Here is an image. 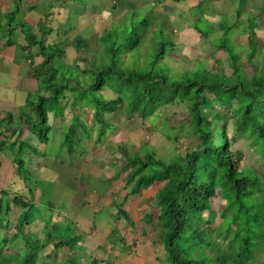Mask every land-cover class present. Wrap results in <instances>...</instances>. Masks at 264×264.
<instances>
[{
  "label": "trees",
  "instance_id": "obj_1",
  "mask_svg": "<svg viewBox=\"0 0 264 264\" xmlns=\"http://www.w3.org/2000/svg\"><path fill=\"white\" fill-rule=\"evenodd\" d=\"M247 3L258 13L251 14L246 7L241 8L236 12L238 21L234 24L226 18L213 24L201 7L191 10L188 15L195 21V30L205 40H215L217 49L227 54L233 71L230 83L213 77L202 60L183 69H173L168 58L176 43L165 38L159 24L136 17H123L103 27L96 35L93 54L85 59L88 67L83 70L76 61L72 65L58 63L48 69V65L65 57L66 49L61 44L43 41L54 27L44 24L46 21L41 19L38 35L26 32L27 44L21 49L31 63L35 57L32 51L36 47L37 54L43 57L36 68L32 66L40 93L28 96L18 122H14L13 115L8 113V122L14 124L12 133L17 134L18 130L20 133L13 141L7 134L0 143V151L7 147L15 150L13 162L20 172L26 167V152L38 151L28 139H22L21 125H26L42 144H48L53 129L48 123L49 112L59 106L64 113L69 100L93 108L94 119L99 125V141L110 127L106 114L124 110L129 117L137 115L146 120L167 104L183 102L196 138L192 149L184 153L178 151L173 159L165 161L153 153L136 154L126 146L119 147L124 161L121 172L125 174L129 189L126 200L157 182H165L156 193L154 211L161 219L160 226L157 225L161 227V235L163 229L164 235L163 238L159 235L158 239L163 244L168 264H208V258H192V251L203 249L206 244L213 250L214 242L220 238L228 241L231 250L219 255L212 252L211 256L216 257L214 264L248 263L259 248L264 250V196L261 195L264 193V173L247 166L243 158H237L234 146L243 137L262 140L264 144V65L255 59L264 45V0H246ZM194 10H197L196 14L191 15ZM20 24L25 30L26 24ZM200 24L205 27L201 28ZM18 25L13 26L10 22V31L14 32ZM217 31L221 36L215 38ZM238 35L247 36L245 62L242 60L243 50L237 47ZM147 41L151 42L148 44ZM74 46L79 52H90L92 48L89 39L84 37H78ZM217 60L215 57V64ZM106 90L114 96L106 97L102 93ZM215 102L233 107L231 135L228 133V119H220L217 124V120L211 117ZM77 124L70 127L66 145H62L67 147L69 155L78 149L74 137ZM17 139H20L18 146ZM259 152L264 156V146ZM22 179L27 181L26 177ZM219 190L226 208L222 214L223 222L214 232L204 214L211 210L212 200ZM29 194L32 196L30 191ZM33 203L27 196L15 194L10 197L5 191L4 196H0V216L3 211L13 210L19 212V221L24 218L27 222ZM12 204L17 210L12 209ZM9 219L6 226L11 225ZM3 224L4 221L0 220V230L5 232ZM16 224L17 232L12 236L0 233L4 236L3 248L14 243L20 226L24 227L23 222ZM67 243L61 238L54 248L63 249ZM5 252L9 256L0 255V264H37L34 253L28 254L24 260L18 255H10L7 248ZM93 262L99 264L96 259Z\"/></svg>",
  "mask_w": 264,
  "mask_h": 264
},
{
  "label": "rangeland",
  "instance_id": "obj_2",
  "mask_svg": "<svg viewBox=\"0 0 264 264\" xmlns=\"http://www.w3.org/2000/svg\"><path fill=\"white\" fill-rule=\"evenodd\" d=\"M16 2L17 7L18 5L20 7L21 4L24 3V1L22 2L20 0H16ZM63 2V0H44L39 3L38 6L42 5L50 11L52 10V6L63 4ZM247 4L246 0H214L210 9H208L207 12L205 11L206 17L213 24H217L221 18H226L229 23L234 24L238 21L236 12L241 8L245 9L246 7V11L251 14L258 13L250 3ZM170 7L171 6H168V10ZM13 12H8L5 18L6 23L11 22L14 26L15 21L13 22L11 19L13 14L15 15ZM196 12L197 10L192 11L191 15L196 14ZM88 13H86L87 16L82 18H59L58 21H63V23L60 24V28H57L59 31L57 33L52 32L44 37L43 41L46 44H61L62 42L63 44H61V46L66 49L65 57L59 59L55 64L48 65V69L58 65V63L72 65L75 61L82 70L88 67V63L85 59H88L95 50L96 35H99V32L103 27H108L112 22L120 20L119 18L115 19L109 15L106 16L107 13H105V17L96 18L89 16ZM188 15L189 14H182V16H184H181L182 18L178 16L176 18H174L175 16L162 18L159 16L151 19L154 23L158 22L160 24L166 39L176 43V48L168 58L169 65L173 69L175 67L183 69L186 68L187 65H195L199 60H202L206 63L213 77H219L223 81L230 83L233 78V71L229 64L227 54L224 51L217 49V46L214 43L215 40L213 42L211 40H205L198 33L195 30L194 19L188 17ZM54 19L56 20V18H45L42 20L46 21L44 24L47 23L46 25L53 26L55 24ZM243 19L245 20L246 18L243 17ZM204 23L205 25H209L206 22ZM62 24L67 25V27L62 26ZM29 26L30 25L26 26V29L24 30L25 34L27 32L33 33L37 36L39 33V26L35 32L34 30L32 32V29ZM200 26L201 28L205 27L204 24H200ZM220 36L221 33L217 31L215 38ZM21 37L24 39V36ZM78 37L89 39L90 44L92 45L90 52H79L76 50L74 43ZM261 37H263V33L261 34ZM37 38L39 39L40 37L38 36ZM7 39L12 40L11 42H16L15 45L18 46L17 33L8 35ZM236 41L237 47L240 50H243L242 60L245 62L247 59V36L238 35ZM22 42L25 43V41ZM149 42L151 41H147L148 44ZM21 49L22 48L18 47L17 50L18 62L21 61L20 56L24 55ZM32 52L35 55V59L32 60V66L36 68L43 59L37 54L38 47L33 49ZM215 57H218L217 64L214 62ZM255 59L259 64L264 65V45L260 47V51ZM33 67L32 71H34ZM25 69L23 70L24 73L22 75L20 74L21 76L18 77L20 83H18L17 87L19 88L21 95L23 94V91H25L22 87L23 76L26 72ZM25 78L29 79L27 76H25ZM38 93H40V91L35 89V95H38ZM102 93L106 97L114 96L109 90L103 91ZM33 95L34 92L32 91V96ZM36 97L37 96H35L34 99ZM21 109L18 108V110ZM232 111V106H224L220 105L219 102H215L211 116L212 119L217 120V124H220V119L226 118L229 120V135L232 134L233 129ZM55 113L59 115L55 116ZM6 114L7 113L0 116V127L3 128L5 126L8 128L6 132L8 136H10V140L13 141V139L19 135L20 130L16 132L18 135L12 133L11 130L14 128V124L8 122L10 118L6 116ZM19 114L20 112H14L12 114L14 122L19 121ZM105 118L110 122V127L100 141L99 125L94 119L93 108L86 104H79L73 100H69L64 113L59 106L49 112L48 123L53 129L49 134L50 142L48 144H42L37 137L27 130L26 125L22 124L20 128L23 132L22 139H28L38 151L36 153L26 152V156L24 157L26 167L19 170L21 173L17 171V166L13 162L12 153L15 152V150L9 147L6 149L3 148L2 151L6 156V160L0 161V196H4V192L6 191L10 197L18 194L27 196L34 201L33 209H30L28 213L27 222H25L24 218L22 220L24 227L20 226V233L16 238L17 240L15 239L14 243H8L6 246L10 255H18V257L25 260L28 254L34 253L37 256V264H96L93 262L92 258H89L86 255L83 243L81 244L79 242L81 240L85 243L88 238L86 234L83 235L80 231L78 226L79 223L71 216V212H69L71 215H66L60 210L61 207H63V204H61L63 193L67 192L68 195H71L76 182L78 181V189L80 188V193L78 192L77 197L81 200L86 196L87 192L92 193L93 191H99L97 184L101 188L106 187L109 175L112 180H118L117 182H119L121 177L124 176L121 172V168L124 166V161L121 156V151L119 150L120 146H126L131 153L141 154L149 152L153 153L160 159L168 161L173 159L178 151L184 153L185 151L192 149V146L196 142V138L192 133L189 123L190 116L187 107L183 102L178 101L175 105L167 104L160 108L155 115L146 120L137 115L129 117L125 114L124 110H119L113 114H106ZM79 122L83 124L86 129H83ZM73 124H77V134H75V132L73 133L75 134V147L78 149H76L75 154L69 155L67 147L62 145H66L64 144L66 134L70 132V127H72ZM76 136L77 139H79L77 141ZM19 141L20 139H17V146ZM263 146L264 144L262 140L243 137L235 144L234 150L237 151V158H243V162H245L247 166L264 173V156L259 152V149H262ZM53 163H59L65 171L79 169L74 171H78L81 175L75 177L73 174L66 179L63 175L62 177H59L60 179L55 180L51 175L57 174L58 172L52 166ZM27 170L29 172H27ZM22 177H26L27 181L25 182ZM64 181L68 184L67 189H64V185L67 186ZM164 184L165 182H157L149 187L146 195L147 197L149 196L151 199L150 201H153H148L147 207H142V205H140L137 206L136 209V206H134V211L137 212L139 216H143V214L147 212L154 215V217L149 215L145 218L146 222L150 221L151 224H145L143 226V230H146L149 233L141 238L140 243L148 245L145 246L147 251H144V253L149 252L151 254L150 256L156 254V260L159 264H168L169 262L163 251V244L158 239L159 235L161 238H163L164 235L163 229L161 235V227H159L161 219L157 217L153 208V206L155 207L156 205V193ZM92 185L97 189L92 188ZM29 191L32 196L29 194ZM140 194L141 193L135 196H140ZM261 195L264 196V193ZM85 202H87V200ZM154 202L155 204L153 205ZM122 204L123 203H120L119 205ZM127 206L128 209H131L130 205ZM14 208L16 209L15 205L12 204V209ZM72 208L79 209L77 206H72ZM139 208H141V210ZM225 208V200L222 197V191L219 190L217 196L212 200L211 210L204 214L205 221L210 225V229L214 232L223 222L222 214ZM86 209V213H92L91 208ZM56 214H63L64 220L57 221L53 219ZM9 218L11 219V225L6 226ZM0 220L4 221L3 225L6 227L5 232L1 229L0 233L9 236H12L17 232L15 228L17 226L16 223H22L19 221V212L16 213L15 211L13 212V210L8 213L3 211ZM46 224H48V226ZM128 227L127 230L129 231L127 232L126 230V238L130 239V237L133 236L138 237V234L142 235V231L137 232V229H135L139 228L138 226L132 225L131 227ZM113 231L114 232L111 233L109 238L117 244L120 241H123V237L120 233L116 235L119 232L116 226ZM3 237V235H0V255L9 256L5 252L6 248L2 247ZM61 238L68 242L67 247H64V249L54 248V244ZM131 240L129 242H131ZM214 243L216 245H214L215 247L213 250H211L210 245L206 244L203 249L199 248L193 250L191 257L208 258L210 260L208 261V264H214L216 258L215 255H219V253H228L231 250L230 244L226 240L220 238ZM219 249L221 250L219 251ZM212 252L215 254L214 257L211 256ZM217 252L218 254H216ZM69 257H71V260L67 259ZM263 262L264 250L261 247L254 253V257L246 264H261ZM145 264L156 263L146 261Z\"/></svg>",
  "mask_w": 264,
  "mask_h": 264
},
{
  "label": "crops",
  "instance_id": "obj_3",
  "mask_svg": "<svg viewBox=\"0 0 264 264\" xmlns=\"http://www.w3.org/2000/svg\"><path fill=\"white\" fill-rule=\"evenodd\" d=\"M20 1H24V3H22L20 7L19 5L17 7L16 0H0V116L5 113H7L6 116H8V113L13 114L14 112H21L26 106L28 96L32 95V91L35 94V89L39 90L38 81L34 71H32L31 60L28 59L27 56L21 55V61H17L18 47L22 48V45L27 44L26 34L20 23H27L26 26L30 25L29 27L32 29V32L33 30L35 32V30L38 29V24L41 19L56 18V20L54 19V25L56 27L54 25L51 26L54 27L53 32L57 33L59 31L57 28H60V24L63 23V21H58L59 18H82L87 16L86 13L88 12L89 16L95 18L105 17V13H107L106 16L109 15L115 19L136 17L151 20L153 17L156 18L159 16L162 18L167 16H175L174 18L178 16L182 18L184 17L182 14H190L189 12L191 10L200 7L207 12L214 2V0H181L180 2H176L175 0H63V4L52 6V10L49 11L47 10L48 8H44L42 5L38 6V4L44 0ZM168 6H171L169 10ZM8 12L15 13V15L13 14L14 18L12 21L19 24L14 32L10 31V22L6 23L5 16ZM152 23H154V21H152ZM154 24L159 23L157 22ZM62 26L67 27V25L63 24ZM13 33H17L18 46L15 45L16 42H10L12 40L7 39L8 35H12ZM21 36H24V39ZM22 41H25V43ZM61 44L63 43L61 42ZM42 61L43 60L40 62ZM24 69L26 72L23 76L22 87L25 91H23L21 95L17 87L18 83H20L18 77L24 73ZM25 76L29 79L25 78ZM18 108L22 109L18 110ZM6 129L7 127L5 126L3 128L0 127V143L7 135ZM1 160H6L3 151H0V161ZM52 166L58 172L57 174L51 175L55 180L60 179L59 177L63 175L65 179L73 174L75 177L81 175L78 171H74L79 169L65 171L59 163H53ZM123 175V177L120 176L121 180H119V182H117L118 180H112L109 175L106 187L101 188L97 184L99 191H93L92 193L87 192L86 196L82 198L83 200L77 197L78 192L80 193L77 181L71 195H68L67 192L63 193L61 198L63 207H61L60 210L66 215H71L69 212L72 213L71 216L79 223L78 226L80 231L83 235L86 234L88 237L85 243L81 240L79 242L81 244L83 243L86 255L93 260L96 259L99 261V264H145L146 261L159 264L156 260V254L154 257L150 256L151 254L149 252L144 253V251H147L145 247L147 244L144 245L140 243L141 238L149 233L143 230V226L145 224H151L150 221L146 222L145 219L151 213L147 212L143 214V216H139L138 213L134 211V206H136V209L137 206L140 205H142V207H147L148 201H153H150L151 199L146 195L149 188L144 189L140 196L131 197L126 200L129 189L124 180L125 174ZM64 183L66 184L67 182L64 181ZM66 185L67 186L64 185V189H67L68 184ZM91 187L97 189L94 185ZM86 200L87 202H85ZM120 203L123 204L119 205ZM127 205H130L131 209H128ZM72 206H77L79 209L72 208ZM86 208H91L92 213H86ZM139 209L141 210V208ZM53 219L63 221L64 216L63 214H56ZM46 225L48 226V224ZM132 225L138 226L139 228L135 229H137V232L142 231V235L138 234V237L129 236V239L126 238V230L129 228L128 226L131 227ZM115 226L119 230L116 235L120 233L123 237V241H120L118 244L109 238L111 233L114 232L113 229ZM128 231L129 230H127V232ZM130 240L131 242H129Z\"/></svg>",
  "mask_w": 264,
  "mask_h": 264
},
{
  "label": "clouds",
  "instance_id": "obj_4",
  "mask_svg": "<svg viewBox=\"0 0 264 264\" xmlns=\"http://www.w3.org/2000/svg\"><path fill=\"white\" fill-rule=\"evenodd\" d=\"M64 249V248H63ZM68 260H70L71 259V257H69V258H67Z\"/></svg>",
  "mask_w": 264,
  "mask_h": 264
}]
</instances>
